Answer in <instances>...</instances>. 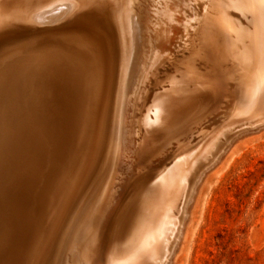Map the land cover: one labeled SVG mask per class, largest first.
<instances>
[{
  "label": "rangeland",
  "instance_id": "obj_1",
  "mask_svg": "<svg viewBox=\"0 0 264 264\" xmlns=\"http://www.w3.org/2000/svg\"><path fill=\"white\" fill-rule=\"evenodd\" d=\"M62 1L39 2L44 3L43 7L52 11L59 7L58 4L60 5ZM68 1L74 3L71 12L85 5H104L105 13L115 25L118 62L122 61L119 66L120 82L113 113L112 139L107 146L106 155L104 154L102 162L100 161L96 168L94 183L101 176L105 164L111 160L112 154L115 153L116 157L121 152V127L125 122L124 106L132 81L135 97H131L132 112L131 120H128V134L130 135L132 131L133 143L135 122L143 141L145 135L142 130H145L149 122L151 123L163 104L171 102L182 104L187 96L191 97L199 87L203 93L214 90L215 96H212V99L219 103L216 115L224 110L232 113L228 122L225 121L222 126L210 133L203 130L204 139L196 138L190 143L189 149L178 153L174 161L168 162L165 166V170H168L166 174L154 173L147 179L148 181L143 182L145 184L147 181L140 193L134 191L131 194L137 202L128 208L126 203L123 209H120L116 218L117 235L108 260H111V264H122L125 260H131L141 254L143 258L145 257L143 261L147 262L145 259L152 256L154 249L160 252V246L165 240L168 242L166 254L162 260H155L156 264H264V44L254 41L255 38L260 41L264 39V34L250 22L254 16L246 12L248 19L244 21L245 23H239L233 18H224L219 14L212 21L208 20L207 28L203 26L197 31L192 21L184 17V4L194 5L193 0ZM166 7L168 8L165 9ZM260 7L264 9L263 4H260ZM28 9L30 10V7ZM36 9L31 12V19L39 15ZM201 17L209 19V14L201 13ZM9 22L11 21L7 19L3 21L4 24ZM2 26L4 25H0ZM179 42L182 46L178 45ZM201 55L205 57L203 64L209 62V58L215 60L213 74L204 72L200 66ZM188 56L193 58V63L186 60ZM181 57L185 62L181 61ZM153 60L159 62L156 67H153L156 64H153ZM154 68H164L167 75L159 81L155 92L145 103L140 97L141 92L138 93V82L148 70ZM177 74L180 75L178 78ZM215 78L219 79L218 85L209 82ZM248 90L250 94L247 93ZM210 99L211 97H207L206 94V100ZM92 100L89 98L82 106L84 111L81 133H84L85 127L86 136L87 118L97 116L95 113L98 108L95 110ZM93 123L96 132L97 124L95 121ZM161 125L165 126L160 122L156 126ZM215 143L216 146L213 147ZM88 157L86 155L85 163ZM122 159L119 156V160ZM123 160L131 171L129 156L125 155ZM119 169L123 172L122 168ZM117 171L116 180L119 178ZM147 171L149 172L148 169L141 171L137 178L147 174ZM191 172L194 173L192 180L189 175ZM184 180L190 181L188 189H184L186 183ZM194 181L197 183L196 186H193ZM184 191L183 200L175 210L173 202ZM175 213L176 220L173 221L172 214ZM153 241L155 243L159 241L157 247L148 249L146 245L150 247Z\"/></svg>",
  "mask_w": 264,
  "mask_h": 264
},
{
  "label": "water",
  "instance_id": "obj_2",
  "mask_svg": "<svg viewBox=\"0 0 264 264\" xmlns=\"http://www.w3.org/2000/svg\"><path fill=\"white\" fill-rule=\"evenodd\" d=\"M104 10L85 5L53 22L0 27V264H54L92 191L118 62ZM89 95L104 113L86 136Z\"/></svg>",
  "mask_w": 264,
  "mask_h": 264
},
{
  "label": "bare ground",
  "instance_id": "obj_3",
  "mask_svg": "<svg viewBox=\"0 0 264 264\" xmlns=\"http://www.w3.org/2000/svg\"><path fill=\"white\" fill-rule=\"evenodd\" d=\"M39 1L40 0H0V25H6L3 23V21H5L6 19H7V21H13V20L24 19V17H26L28 20H32L35 22L36 21L53 22L55 20L62 18L64 15L69 14V12H71V10L74 8L73 2H69L68 0H63L60 3V5L58 4L59 7L54 8V10L50 11L46 7H43L44 3H42V2L40 3ZM169 1L171 2V0H169ZM43 2H45V1H43ZM67 2H69V3H67ZM179 3L181 4L180 1H179ZM193 3H194V5L184 4V6H183L185 8L184 17H186L192 21V25L197 29V31H199L203 26L205 28H207L209 26L208 20L212 21L213 18L218 17L219 14H220V16H223L224 18L230 17V18L235 19L236 22L245 23L246 19H248V18H246L247 17L246 12H248L250 15L254 16L253 18L250 19V22L257 27V29L259 30L260 33L264 34V9H262L260 7V4H263V6H264V0H193ZM29 7H30V10L28 9ZM174 7H175V5H174ZM167 8L168 7H166L165 9H167ZM27 9H28V11L25 14ZM34 9H36V11L39 13V15L37 17H35V19H31L30 15L32 14L31 12ZM148 9H150V8H148ZM177 9H179V8H177ZM190 11H191V13H190ZM201 13H205L206 15L209 14V19H208V17H204L205 19L202 18ZM163 15H164V13H163ZM167 15H168V13H167ZM153 17H154V15H153ZM120 20H122V19H120ZM141 21H142V19H141ZM172 23H174V22H172ZM219 23H221V22H219ZM139 25H137V26H139ZM169 25H170V23H169ZM179 26H181V25H179ZM171 27L172 26H170V28ZM163 29H165V28L163 27ZM167 31H168V29L164 32L166 33ZM158 36H161V35H158ZM258 36H260V35H258ZM136 38H138V37H136ZM161 38H163V37H161ZM157 40H159V39L157 38ZM254 41H256V43L264 44V39H261V41H260L258 38H255ZM152 42L154 43V41H152ZM183 42L184 41H182V43ZM192 42H193V44H195L194 41H192ZM179 43H178V45L182 46V43H180V44ZM138 46H139V44H138ZM136 50H138V49H136ZM149 50H152V49H149ZM203 57L204 56L201 55L202 65H200V66L204 69V72H206L208 74H211V73L213 74L215 72L214 71L215 70L214 69V67H215L214 61L215 60H213L212 58H209V62L206 61V63L203 64V61H205V57L204 58ZM151 59H153V58H151ZM187 59L189 60L190 63L194 62L193 58H189V56L186 57V60ZM181 61L182 62L184 61L183 57H181ZM121 62H117V72H116V77H115V81H114V86H113V88H111L109 95H108V101L106 102V104L104 106V110H105V108L107 110L106 111L107 112V114H106L107 115V117H106L107 118L106 119V129H105V135H104V148H103V151L100 155V159L97 162V166H98L99 162L102 160L104 154L106 155L105 152H106L107 146L112 139L111 134H112V130H113L112 129L113 113L115 111L114 108H115L116 97H117V87H118V84L120 82L119 81V78H120L119 66H120ZM152 62H154L153 64L156 63L155 65H153V67H156L159 64V62H157L156 60H153ZM166 71L167 70H165L164 68H160V69L154 68V69L148 70L147 74L145 76H142V80H140L138 82L139 83L138 93L141 92L140 97H142L141 99L144 100L143 102L146 103V101L148 100V97L152 93L155 92V90H156L155 87L158 86L159 81H161V79L167 75ZM176 76H177L176 78H178L180 75L177 74ZM191 78H193V77H191ZM217 80H219V79L215 78V79L209 80V82H214L216 85H218L219 82ZM191 83H193V82H191ZM131 84L132 85L130 86V88L128 90V94L126 95L125 106H124L125 122L123 123V126L121 127V134H122V136H121V138H122L121 152L118 153L117 154L118 156H116V157L114 155L115 153L112 154L111 160L109 159L110 161L108 162V164L107 165L105 164V167L103 166L104 169L101 173V176L96 181V183H93V187H92V191H91L90 195L83 202V204L80 206L79 211L74 215L75 217H74L73 221H71L68 225H66L67 228L66 227L65 228L67 230H66L65 235H63V238L61 239L60 251L58 254V257L61 260L60 259L54 260V264H111V260H108V259L112 253V247L114 244L115 237L117 235V228H118L116 226L117 225L116 224L117 215H118L120 209L126 203H127L126 208H128L137 202V199L135 197H133L131 194L134 191H137L136 193H140L144 189L145 184L148 181L147 179L151 175H153L154 173L166 174V172L168 170H165V166L167 165L168 162H170L172 160L174 161V159L178 153L189 149L190 143L192 141H194L196 138H198V137H201L203 139L205 138V135L202 132L203 130H205L206 133L213 132V130L217 129V127L222 126L225 121L228 122V119L230 118V115L232 114V113L228 112L227 110H224L219 115H216V113H217L216 109H217L219 103L215 99H212V96L213 97L215 96L214 90H212L210 92L203 93V91H201V88L199 87L197 89L196 93L192 94L191 97L187 96V99L182 104L171 102V103H166L165 105L163 104L161 106L157 115L152 119V121H151L152 124L149 122L148 125L146 126L145 130H142L143 134L145 135L146 141L145 140L142 141L141 134H140L141 132L139 131L140 129L137 128L138 124L135 122L133 125V134H134V143H133V139L131 138V132L132 131L130 132V135L128 134V132H129L128 120L129 119L131 120V112L132 111L130 110V104H131V97L134 94L133 93L134 82L132 81ZM89 89H91V88H89ZM247 93L250 94V90H248ZM206 94H207V97L208 96H209V98L211 97L212 100L211 99L206 100ZM89 96L91 98V95H89ZM133 97H135V96H133ZM250 98H251V96H250ZM87 100H88V98H87ZM102 107H103V105L100 103L97 112L95 111L96 112L95 114H97V116L100 115V113H101V115H103L104 112H102ZM100 109H101V112H100ZM260 110H262V107L260 108ZM88 112H89V110H88ZM132 120H134V118ZM91 121H92V118L91 119L87 118V120L85 122L86 128L88 127L87 131H89L91 129V127L94 128V123H93V121L92 122ZM87 122H88V125H87ZM159 122H160V124H165V126L164 127H162V125L160 127H158L159 125L156 126L157 124H159ZM96 131H97V128H96ZM129 136H130V138H129ZM223 137H224V135L221 136V138H223ZM214 146H216V143L213 145V147ZM225 149H226V147H225ZM187 154L188 153H186V155ZM125 155L129 156V159H130L129 166L131 167V171L128 168V164L126 162H124V160H123ZM119 156H121L123 159L119 160ZM156 156H157V158H156ZM189 159H191V158H189ZM89 162H92V159H90V154L88 157V161L86 163L87 166L89 165ZM179 167H182V166H179ZM118 168H122L123 172H121L122 170H120V169L118 170ZM147 169L149 170V172L147 171L148 172L147 174L142 175L141 178H137V175L141 171H144ZM116 171H117V174H119V178L117 180H116V178H117L116 177L117 176ZM193 174H194L193 172L189 173L191 180H192ZM165 178H167V177H165ZM123 180H124V182H123ZM145 180H147V181L144 184L143 182H145ZM156 180H158V179H156ZM139 181H141V182H139ZM165 181H167V180H165ZM175 181H176V179H175ZM121 182H123V183H121ZM184 182H186L184 189H186V188L188 189L190 187V185L189 186H187V185H188V182H190V181L184 180ZM112 185H113V188H111ZM196 185H197V183H195V181H194L193 186H196ZM165 186H166V184H165ZM183 187H184V185H182V188ZM192 188H194V187H192ZM164 190L165 189H163V191ZM166 190H167V188H166ZM194 190H193V192H194ZM184 193H185V191L183 193H181L179 196H177V198L173 202V207L175 208V210L181 204V202L183 200ZM189 199H190V196H189ZM188 202H189V200H188ZM187 204L188 203H186V205ZM165 212H166V210H165ZM172 215L174 218L173 221H175L176 220L175 219L176 213L172 214ZM170 224H169V227H170ZM163 230H164V228H163ZM156 232L157 231H155V233ZM165 233L166 232H164V234ZM154 236H155V234H154ZM153 239H154V237H153ZM151 240H152V238H151ZM158 242L159 241H157L156 243L154 242L150 247L148 245H146V246L148 247V249L152 248V247L156 248L157 247L156 244H158ZM167 244H168V242L164 240V243L162 244V246H160L161 247L160 252L157 249H154L152 252V256L151 257L149 256V258L145 259L147 262L143 261L145 257L143 258L141 256V254H138L135 257H133V259H131V260H125L124 263H122V264H156L155 260H158V261L162 260L163 255L166 254ZM143 246H145V245H143ZM143 246H141V247H143ZM143 248H145V247H143ZM136 253H138V252H136ZM168 259H169V257H168Z\"/></svg>",
  "mask_w": 264,
  "mask_h": 264
}]
</instances>
